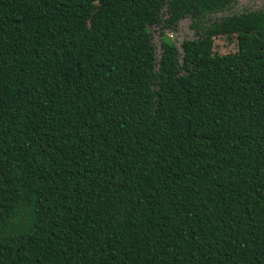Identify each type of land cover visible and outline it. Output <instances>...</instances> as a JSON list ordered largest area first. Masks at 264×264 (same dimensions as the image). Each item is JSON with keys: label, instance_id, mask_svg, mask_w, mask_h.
Returning a JSON list of instances; mask_svg holds the SVG:
<instances>
[{"label": "trees", "instance_id": "obj_1", "mask_svg": "<svg viewBox=\"0 0 264 264\" xmlns=\"http://www.w3.org/2000/svg\"><path fill=\"white\" fill-rule=\"evenodd\" d=\"M237 1L0 0V264H264V10L210 20Z\"/></svg>", "mask_w": 264, "mask_h": 264}, {"label": "rangeland", "instance_id": "obj_2", "mask_svg": "<svg viewBox=\"0 0 264 264\" xmlns=\"http://www.w3.org/2000/svg\"><path fill=\"white\" fill-rule=\"evenodd\" d=\"M264 10V0H238L232 7L217 14L210 16V20H220L225 16L232 14H241L248 11ZM191 20L184 19L180 22L176 30H162L160 27L151 29L154 43L157 46V55L161 53L162 33L169 37L172 42L180 47L182 42L187 39L195 38V31L191 27ZM214 49L219 54H228L236 52L238 49L237 40L235 38L218 37L215 39Z\"/></svg>", "mask_w": 264, "mask_h": 264}]
</instances>
